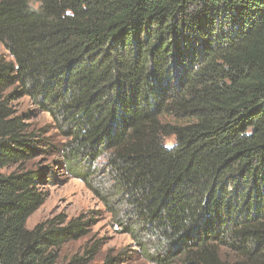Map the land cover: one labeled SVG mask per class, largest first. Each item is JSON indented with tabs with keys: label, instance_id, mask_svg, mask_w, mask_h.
Instances as JSON below:
<instances>
[{
	"label": "trees",
	"instance_id": "16d2710c",
	"mask_svg": "<svg viewBox=\"0 0 264 264\" xmlns=\"http://www.w3.org/2000/svg\"><path fill=\"white\" fill-rule=\"evenodd\" d=\"M0 43V264L81 260L59 251L88 220L26 222L56 165L89 183L100 158L149 263L264 264V0H0Z\"/></svg>",
	"mask_w": 264,
	"mask_h": 264
},
{
	"label": "rangeland",
	"instance_id": "374dc122",
	"mask_svg": "<svg viewBox=\"0 0 264 264\" xmlns=\"http://www.w3.org/2000/svg\"><path fill=\"white\" fill-rule=\"evenodd\" d=\"M0 55L8 57L7 51L0 43ZM14 109L18 113L28 115V122L32 128L45 136L52 138L53 142L60 144L64 141L63 136L55 128L52 118L45 112L35 110L34 106L26 97L18 98L13 102ZM173 137L166 138V144H171ZM46 156L36 159V163H48ZM103 162L100 158L95 162L89 183L71 177L61 164L56 165L57 180L47 185V196L44 202L29 216L26 222L28 228L35 224L63 215L66 219L83 217L88 220L85 234L73 241L66 242L59 251V263H68L81 258L75 264H102L104 259L111 258L114 264H151L140 253V249L132 236L124 230V226L117 222L114 206L105 205L94 194L93 187L102 180L106 181L103 171ZM87 183V184H86ZM91 184V185H89ZM106 186V184H105ZM121 219V218H120ZM94 246V247H93ZM93 247L95 252H89Z\"/></svg>",
	"mask_w": 264,
	"mask_h": 264
}]
</instances>
